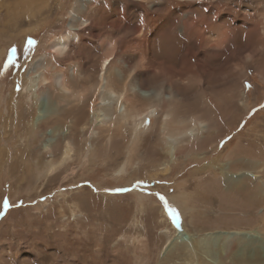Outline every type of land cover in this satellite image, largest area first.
Wrapping results in <instances>:
<instances>
[{
    "label": "rangeland",
    "instance_id": "1",
    "mask_svg": "<svg viewBox=\"0 0 264 264\" xmlns=\"http://www.w3.org/2000/svg\"><path fill=\"white\" fill-rule=\"evenodd\" d=\"M152 1L163 4L165 13H171L176 3L186 8L190 2L0 0V264H87L94 259V264H264V176L256 177L263 164L237 154L243 148L252 153L264 147V0L222 2L226 7L223 18L229 16L235 25L221 23L220 32L227 27L233 32L225 43L216 32L203 45L202 52L212 63L170 35V28L153 42L146 39L133 47L140 54L135 58L132 53V66L144 72L147 85L177 86L170 108L180 110L188 104L191 108L185 113L190 116L181 133L175 131L172 120L185 115L183 111L176 118V111L165 114L161 119L171 121V131L161 138L153 133L149 145L164 153L170 150L169 144H188L192 149L181 152L174 162L165 158L145 169L142 177L132 176L145 162L143 141L156 128L159 111L148 118L141 140L138 137L124 146L121 155L114 156L108 131L105 138L97 139L102 127H110L120 117L119 101H124L128 111L148 106L144 94L136 93L140 99L133 102L124 100L123 84L112 78L118 72L126 81L133 68L126 70L121 59L110 69L100 65L104 57H112L113 43L123 39L132 46L142 27L140 7ZM216 2L202 3L210 7ZM75 29L79 36L71 52L72 61L78 62L76 73L68 69L69 59L50 49L56 36ZM29 37L37 42L34 48L27 45ZM13 47L15 56L10 51ZM150 55L157 60L153 67L147 64ZM57 58L71 76L77 75L70 81L72 92H83L85 86L82 89L78 81L82 77L87 76V84L93 86L83 96L84 129L78 132L72 127L75 112L74 118L70 114L48 132L27 119L30 110L36 113L38 102L49 109L48 117L61 115L74 105L60 104L55 84L60 68L54 62ZM34 59L37 62L28 73ZM92 62L97 68L89 76L87 67ZM45 67L50 68L48 79L39 80L34 97L27 86ZM196 115L202 127L210 124L200 133L206 138L203 143L189 140ZM212 117L223 130L214 125ZM135 124L130 123L131 130ZM60 143L67 147L62 162L60 154L52 152ZM98 147L105 149L100 159L114 156V163H91L87 152ZM130 157L126 168L117 170ZM243 181L251 191L248 186L249 194L241 191L239 195L236 189ZM139 194L145 196L143 201ZM6 200L11 205L7 210L3 207ZM169 206L178 210L179 225Z\"/></svg>",
    "mask_w": 264,
    "mask_h": 264
},
{
    "label": "bare ground",
    "instance_id": "2",
    "mask_svg": "<svg viewBox=\"0 0 264 264\" xmlns=\"http://www.w3.org/2000/svg\"><path fill=\"white\" fill-rule=\"evenodd\" d=\"M189 1L190 2L188 3V6L186 8H184L183 4H177L176 3L175 5H172V7L169 9L171 11V13H169V12L165 13L164 11L167 8L164 7L163 4H158L157 3L158 1H152L150 3H147L148 5H145V7H144V5H141L140 9H142V10L140 12H141V17H142V20H141L142 27L140 29H138L139 30V33H138L139 36H136L133 39L132 46L128 44L129 41L126 43L125 40L121 39L120 40L121 43H119V42L113 43L114 44L113 48L115 51L111 54L112 57H110V55H108V56L104 57L103 60L101 61L100 68L102 67V69L103 68L110 69V68L117 66L119 59H121V61L123 62L124 68H125V65L128 67V69H126V70L133 68L132 72H130V75L126 81L121 80L122 77L119 76L118 72H116V74H113L112 78H113V80L117 81V83L123 84L122 86L124 87V100H127L128 102L129 101L133 102L134 98H136L135 100H139L140 98L137 97L138 95H136V93H139V94H144L143 96H145V97H143L142 99L146 100L144 102H148V106H146L145 109L137 108V107H139V106H137V107H134L135 108L134 110L128 111L127 107L125 106V103L123 104L124 101L123 102L119 101L117 105H118L119 110L122 113H121V115H117V117H119V116L120 117L116 118L114 121L112 120L110 127H106V128L100 127L101 133L99 134L97 139H98V141L102 140V138L105 136L104 132L108 131L107 135L110 136V139H111L110 143L112 144V147L114 148V151H115L114 156L121 155L122 148L124 146H126L127 144L131 143L133 140L140 137V135L142 136V134L145 131H147L148 125H147L146 121L150 120V119L148 120V118L152 115V113H154L155 111H159L161 113L160 118H158V122L156 123V128L153 129L152 131L147 132L148 135L143 141L144 146L147 145L146 153L144 155L145 162H142L143 166L139 167L136 170V172L132 175L135 177H142L143 175L141 174V172H144L145 169L155 167L157 165V163L165 161V158H168L169 161L174 162L178 158V156L181 152H183L184 150H187V149H192V147H191V145H188V144H184L182 146L179 145L177 147H175L173 144H169L170 150L168 149V151L166 153H164L163 150H161L159 147H157L153 144H152L153 146L149 145V142L153 141L152 140L153 133L154 134L157 133L158 135H160V138L163 137L161 134L169 133L172 129L171 125L174 122L176 123L175 131H179V133H181L186 128V126L188 124L187 122H185L186 117L190 116V115H186L185 113L186 112L189 113L191 108H190V104L185 105L184 109H180L181 111H183L182 114H185V115H179V117H177L178 114H180L179 113L180 110H178V108H176L175 111L178 112V113H176L174 111V108L171 109L173 106H171V108H170V104L173 101V99L176 98L175 94L178 93V90H179L178 87L173 86V85L170 86L169 84H167V85H169L168 86L169 88H166L167 85L164 86V84L159 85V86L158 85L148 86L146 79L143 76L144 72H139L137 70V67H134V65L132 66L130 56L133 53L134 54L133 57L136 58L140 54V53L137 54L138 51L135 50L133 47L138 48L139 43H142L143 40H146V39L153 42V40H155L157 35L158 36L161 35V33L164 30H166V28H170L169 30H171L172 32H170L169 34L172 35L175 39H180L181 41H183L182 44H184V45L186 44L187 46H191L193 49L197 50L198 52H202L203 45L207 44V41H209L213 35L217 34L216 32H219L217 34V36L220 38L219 40H221L222 43L227 39V36H229L231 33H233L232 30L229 29V27H227V29H224L220 32V28L222 27L223 23L228 24L227 26H232V25L234 26L235 25L234 24L235 21H233V19H231L229 16L228 17L226 16L223 18L222 14H221L222 10L226 9L225 4L222 2L228 1V0H208L210 2L217 1L216 3H213V4L211 3L210 7H206V5L204 6L202 3V2H207V0H189ZM224 16H225V14H224ZM76 30L77 29L67 30L66 32H63L62 34H60L59 36H56L53 39V42H52L51 47H50L51 51L53 53H55L56 56H60V57L64 56L65 58L69 59L70 63H68V69L73 70L75 73H76L75 69H76L78 62L72 61L73 60V56H72L73 52H71V50L73 48L72 45L75 42L74 40L78 39V36H79V32ZM250 31H252V30H250ZM141 36H144V37L140 40ZM107 38H109V35ZM110 38H111V35H110ZM111 40H109L108 42H111ZM153 48H154V46H153ZM131 49L133 50V52H130ZM202 53L204 55H206L205 52H202ZM150 56L151 57H148V60H147L148 63L147 64L149 66L153 67L154 65H156L157 60L152 55H150ZM205 58H206L205 60H207V62L211 61V63H212L213 60L210 59V57H207V55H206ZM36 62H37V60H35V59L33 61H31L30 66L28 67V69H29L28 73L31 72L30 68L32 69L31 66H33ZM54 62L56 63V65H58L60 67L59 70H57L56 79H55L56 88L59 90L58 97H60L59 99L61 100L60 104L74 103V105L71 106L69 109L67 108V111L66 112L64 111L65 113L62 112L61 115L58 114V115H52V116L48 117L47 114L49 112V109L42 106L41 102H38L36 105V113L34 114V112L32 110H30L29 112H27V119L29 120L30 125L31 124L35 125V126L37 125V126H39V128H44L48 132L50 129L54 128L55 126L63 124L64 119H68L70 114L73 117L74 112H75L76 115L74 117H76V118L73 122L72 127H73L74 131L78 132V131L84 129L83 127H81V125L83 123V119L85 118V114L83 112V110H84L83 109V96L88 95L90 93V90H92L93 86L91 84L90 85L87 84V81H88L87 76L85 77L86 79H83V77H82L80 80L78 79V81H80L82 89H83V85L85 86L84 90H83V92L81 91V93L78 95H77V93L75 94V92H72V90H71L70 81H71V79H75L77 77V75H75V73H73V75L71 76L69 74V72H67V70H65V68H66V67H64L65 65H62V61L59 60L58 58L54 59ZM87 68H89V72L87 74L90 76L92 74L90 70L93 71L95 68H97V63L92 62L90 64V66H88ZM182 69H184V66ZM47 70H50V68H48V67L43 68V70L40 71V77L38 76V79L35 76H32V79H31L32 81L29 82L31 84V87L27 86V89H30L32 91V95L34 97L38 93L36 88L39 85V80L40 81L42 80V83H44L48 79V77L46 76ZM191 71H193V70H191ZM81 72L83 73V71H81ZM98 80H96V81H98ZM37 81H38V83H36ZM173 83H174V81H173ZM95 87H97V86H95ZM110 90L111 89H109V91ZM93 92H97L96 89ZM98 95L99 94H97V97H98ZM94 96L92 97L93 99H94ZM74 97H77V98H75L76 101L73 100ZM179 97H180V95H179ZM92 98H90V100ZM36 99H39V97ZM33 101L34 100H32V102ZM104 106H107V105L105 104ZM64 109L65 108L63 107V110ZM192 109H193V107H192ZM108 110H109V108H108ZM170 111H173L177 114V115L175 114V118L176 117L177 118L173 119L171 124H170L171 121H169L167 119L166 120L164 119V121H162V119H161L165 114H169ZM22 112H24V111H22ZM118 113H119V111H118ZM216 114H218V113H216ZM20 115H21V112H19V116ZM200 115H201V111H200ZM24 116H25V114H24ZM198 116L196 115V116L192 117L193 118L192 120L194 121L193 128H195L196 130L190 129L191 133H189V140L190 141L196 140L197 142L203 143V141L206 142V140H205L206 138L201 137L200 133H201V131L204 130L205 127H207L206 129H209L210 124L209 125L207 124L206 126H203V127L200 124L201 125L200 126L199 125L200 118ZM201 116H203V115H201ZM219 118H220V116H219ZM159 121H160V123H159ZM212 121H213V117H212ZM114 122H116V123L114 124ZM98 123L100 125V122H97L96 124H98ZM130 123H136L133 126L134 129H132V130H131ZM214 125L216 127H218V129L222 128V126H223L220 124V122H218V123L214 122ZM223 128H222V130H223ZM171 134H172V132H171ZM187 137L188 136H186L185 140L188 139ZM141 138L142 137H140V140H141ZM208 139H209V137H208ZM210 141H208L207 143L204 142V144L208 145L210 143ZM64 144L65 143H62V144L60 143V144L52 147V152L54 154H56V155H57V153L60 154L59 155L60 156L59 157L60 162H62L65 159V158H62L63 155H65V151H66L65 149H67V147L64 148ZM98 146H100V145H98ZM69 147H68V149H69ZM204 147H206V146H204ZM131 148L132 147H130L129 150L127 151L128 154H131ZM90 152L91 151H88L86 156L88 157V159L91 163H96L98 161L114 163V161H113L114 156H105V157L103 156L104 159H100V156L102 157V154L105 152L104 148L98 147V148H95L94 152H91V153ZM110 152L112 153V151H110ZM127 153H126V155H127ZM237 154H239L240 155L239 158H242V159L243 158H249L250 159L252 157L257 158L261 162V164H263V167L260 170L257 169L258 170L257 175L256 174L255 175L257 178H262L264 176V147H262L260 149L258 148L257 150H255L252 153L248 148H243V149L238 150ZM130 159H131V157L127 158V160L124 161V164L121 167H119L117 170H124L126 168V166L128 165ZM257 159H256V163L259 162V161H257ZM118 162H117V164H118ZM251 167H252V165H251ZM114 169H116V168H114ZM247 181H248V179H247ZM251 181H254V180H250V182ZM244 183H247V182L243 181V186L237 187V189H236L237 191L236 190L235 191L238 193L239 192L241 193V191L244 193H248V189L246 187H248L249 185L247 184L248 186H246V184H244ZM258 183H259V181H258ZM203 186H204V184H203ZM260 187H261V185H260ZM249 190H250V186H249ZM176 193H178V192H176ZM240 193H239V195H240ZM144 195L139 194L140 200H142V201L144 200V198H145ZM258 198H260V197H258ZM245 199H248V198H245ZM260 200H263V199H260ZM262 202H264V201H262ZM259 203H261V202H259ZM252 204H253V202H252ZM252 204H251V206H253ZM142 205H144V203H142ZM245 208H247V207H245ZM249 208H250V206H249ZM245 211H247V209H245ZM245 216H247V215H245ZM263 220H264V218H263ZM40 234H42V233H40ZM38 235H36V236H38ZM247 245H249V243H247ZM192 249L193 248H188L189 251ZM250 257H252V256H250ZM93 262H95V259H94V261L93 260L87 261V264H90V263L94 264ZM66 263L67 262H65L64 264H66ZM57 264H63V263L60 262ZM83 264H86V263L84 262Z\"/></svg>",
    "mask_w": 264,
    "mask_h": 264
},
{
    "label": "snow or ice",
    "instance_id": "3",
    "mask_svg": "<svg viewBox=\"0 0 264 264\" xmlns=\"http://www.w3.org/2000/svg\"><path fill=\"white\" fill-rule=\"evenodd\" d=\"M36 43L37 42L35 40H33L31 37H29L28 40H27V45L30 48H34V46L36 45ZM10 51L13 54V56H15L16 53H17V49L15 47H13ZM249 87H250V85H249ZM262 107H264V106H262ZM146 123H150V121H146ZM122 190H126V189H122ZM162 199H164V198L162 197ZM165 203H167V201H165ZM3 207H4L5 210H7L9 207H11V205L6 200L4 202V204H3ZM169 212H170V214L173 217L174 223H176L177 225H179L180 224V214H179L178 210L175 209L174 207L169 206Z\"/></svg>",
    "mask_w": 264,
    "mask_h": 264
}]
</instances>
